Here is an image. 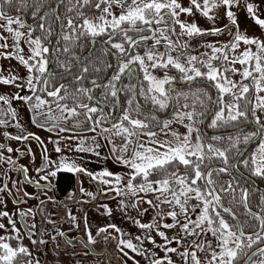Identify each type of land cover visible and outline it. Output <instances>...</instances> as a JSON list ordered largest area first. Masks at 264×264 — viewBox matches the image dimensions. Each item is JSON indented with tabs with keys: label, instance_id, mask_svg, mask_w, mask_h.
I'll list each match as a JSON object with an SVG mask.
<instances>
[{
	"label": "snow or ice",
	"instance_id": "snow-or-ice-1",
	"mask_svg": "<svg viewBox=\"0 0 264 264\" xmlns=\"http://www.w3.org/2000/svg\"><path fill=\"white\" fill-rule=\"evenodd\" d=\"M241 15L255 32L241 30ZM0 61L9 62L0 85L16 89L0 94V264H50L41 259L49 244L56 264H112L100 243L113 244L118 264H264V0H0ZM13 102L56 134L35 178L18 163L34 161L32 149L8 142L44 141ZM105 148L122 172L85 166ZM61 172L87 198L66 200L96 202L111 217L98 201L115 199L138 234L112 222L93 230L86 212L73 214L55 198ZM8 196L39 203L10 212Z\"/></svg>",
	"mask_w": 264,
	"mask_h": 264
},
{
	"label": "flooded vegetation",
	"instance_id": "flooded-vegetation-1",
	"mask_svg": "<svg viewBox=\"0 0 264 264\" xmlns=\"http://www.w3.org/2000/svg\"><path fill=\"white\" fill-rule=\"evenodd\" d=\"M255 27V26H253ZM256 31V28L254 29ZM211 39V38H210ZM220 39H226V36L220 37ZM5 68H4V74L7 75L8 71V61H0ZM13 66H15V62H12ZM16 89H14L11 86H4L0 85V94H8V93H15ZM13 106L17 109L18 111V118L23 126V128L26 130V132H33L37 136L41 138V140L44 141V145L41 146L37 143L35 140H29L27 144H24L23 142H18V141H10V145L13 148H20L21 151H25L26 148H31L32 153L35 156V160L33 161L31 156L28 155H23L20 156L18 159V163L24 164L29 167V174L32 178H35V167H38L40 164L41 160V153L43 151V147H47L49 152L51 153L52 151V146L48 144V138L52 137L53 139L56 138V134L54 132H48L46 129H42L39 127H36L31 123V114L28 112L27 108L22 104V102H13ZM13 124L15 122H12ZM13 135L17 134L19 132L18 129H15L14 127H10L8 129ZM2 131V129H0ZM25 132V134H26ZM0 142H4L0 140ZM107 152V148H105L102 152V154H105ZM14 158L16 154L14 153ZM85 166L92 171H99L102 170L104 167L112 168L114 166V163H112L111 160H105L103 159V164H98L97 162L94 161L93 158L87 157L85 159ZM13 179H18L21 178L19 173H11L10 174ZM79 179L83 180V186L88 189V190H95V187L93 184H90L89 180L87 177L81 176ZM2 182V181H0ZM53 183L56 185V191H55V198L57 201H64L68 204V206L72 209L73 214L81 215L82 213L86 212L88 214V217L90 219V222L93 225V230L95 229V226L97 225H104L109 222L116 223L118 226L123 228L126 232H131L132 235L138 234V229H136L134 226H132V222L127 219L126 216L122 214L118 206L116 205L115 199L112 198H100L99 203H107L109 207L112 209V215L111 217L102 214L103 210L97 211V203L96 202H91L89 201L86 204L78 205L75 204L71 200H66V197L68 196V193L74 188L76 192V198L77 199H87L86 197H82L81 194L77 190V183H78V178L69 173H58L57 177L53 179ZM11 186V185H10ZM24 190L28 191L29 193L35 194L38 190L35 188L34 184H24L21 186ZM15 191V190H13ZM49 195H52V193H49ZM23 199V197H21ZM7 210L10 212H14L18 206L20 208H28V207H35L39 203V201L34 200V199H28L26 203H22L20 205H15L12 203V196H8L7 198ZM48 210L51 212H54L57 217H63L65 213V209L63 205H52L50 202L47 205ZM0 210H3L0 208ZM29 222H31V217L28 218ZM36 221L39 223L40 217H36ZM18 226H19V221H18ZM61 227L62 230L65 231L67 236L69 238L75 236L77 238V241L81 237L82 233L80 231H77L74 228H71L70 230V225L66 220H61ZM171 235V233H169ZM159 241V238H157ZM25 243H28L27 240H25ZM114 243V242H113ZM73 247H76L77 249L80 248L78 243L76 244H71L67 245V248L70 250ZM97 251H103L105 248L107 250V254L112 257V264H118V255L116 253L115 248L113 247V244H109L105 246L103 243L98 244L97 246ZM145 247L151 248V245L147 244L145 242ZM162 255V253H160ZM42 259L44 257H47L50 261V264H56V262L53 260V254H52V245L49 244L47 250L41 251ZM138 259H141V264H147V260H144L142 258L137 257ZM99 259L101 264H103L105 257L100 256L99 258L95 257H90L88 261L85 262V264H96V260ZM63 261H68V257L64 256L62 257ZM129 264H131V261H129ZM179 264V263H178Z\"/></svg>",
	"mask_w": 264,
	"mask_h": 264
},
{
	"label": "rangeland",
	"instance_id": "rangeland-1",
	"mask_svg": "<svg viewBox=\"0 0 264 264\" xmlns=\"http://www.w3.org/2000/svg\"><path fill=\"white\" fill-rule=\"evenodd\" d=\"M239 19H240V24H241V30H245V29H247V30L249 31V33H253V32H255V30H254L255 27H253L254 25H253L252 22H251L250 20H248L244 15H241ZM199 23L201 24V26H206V25H207V22H206L204 19H200V20H199ZM223 23H227V21L225 20V21H223ZM179 130H180L181 132L184 131L183 128H180ZM87 157H91V158H93L94 161L97 162L98 164H103L104 154H102V153H101V157H99V158H97V157H95V156H92V155H88V156L85 157V159H86ZM111 170H113V171H117V172H122V171H123V169L121 168V166L116 165V164H114V166L111 168ZM70 192H75V195H76V192H77V191L73 188ZM70 192H69V193H70ZM69 193H68V195H69ZM115 201H116V205H117V200H115ZM18 207H19V206H18ZM143 207H144V208H147L148 205L145 204V205H143ZM19 208H20V207H19ZM15 211H16V210H15ZM131 215L135 216L136 213H135V212H132ZM144 219H145V220L150 219V214H149V216L144 217ZM132 226H133V225H132ZM41 259H42V255H41ZM178 263H179V262H178Z\"/></svg>",
	"mask_w": 264,
	"mask_h": 264
}]
</instances>
